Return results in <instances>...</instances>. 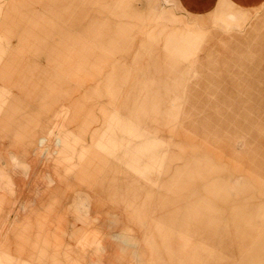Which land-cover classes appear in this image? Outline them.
I'll return each mask as SVG.
<instances>
[{
  "label": "rangeland",
  "instance_id": "1",
  "mask_svg": "<svg viewBox=\"0 0 264 264\" xmlns=\"http://www.w3.org/2000/svg\"><path fill=\"white\" fill-rule=\"evenodd\" d=\"M0 52V264H264V1L0 0Z\"/></svg>",
  "mask_w": 264,
  "mask_h": 264
},
{
  "label": "crops",
  "instance_id": "2",
  "mask_svg": "<svg viewBox=\"0 0 264 264\" xmlns=\"http://www.w3.org/2000/svg\"><path fill=\"white\" fill-rule=\"evenodd\" d=\"M219 1L220 0H178L180 6L184 9L186 14L200 17L213 12L217 8ZM263 1L264 0H230V2H232L237 9L241 10H251L257 8ZM259 247L252 253L254 254L256 251L261 250ZM251 255L245 258V262L243 264H247L246 262H251L253 260Z\"/></svg>",
  "mask_w": 264,
  "mask_h": 264
}]
</instances>
